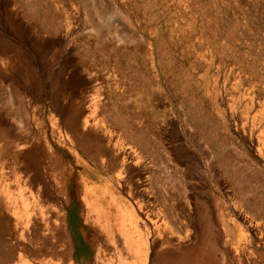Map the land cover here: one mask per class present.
I'll list each match as a JSON object with an SVG mask.
<instances>
[{
    "label": "rangeland",
    "instance_id": "rangeland-1",
    "mask_svg": "<svg viewBox=\"0 0 264 264\" xmlns=\"http://www.w3.org/2000/svg\"><path fill=\"white\" fill-rule=\"evenodd\" d=\"M264 264V0H0V264Z\"/></svg>",
    "mask_w": 264,
    "mask_h": 264
},
{
    "label": "bare ground",
    "instance_id": "bare-ground-1",
    "mask_svg": "<svg viewBox=\"0 0 264 264\" xmlns=\"http://www.w3.org/2000/svg\"><path fill=\"white\" fill-rule=\"evenodd\" d=\"M176 260L170 259L167 264H173ZM160 264H166V263H160Z\"/></svg>",
    "mask_w": 264,
    "mask_h": 264
}]
</instances>
